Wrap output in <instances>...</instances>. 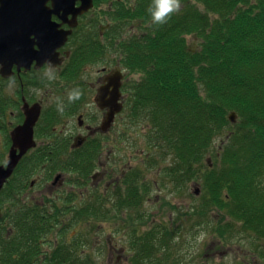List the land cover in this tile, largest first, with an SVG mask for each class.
Masks as SVG:
<instances>
[{"label": "trees", "instance_id": "16d2710c", "mask_svg": "<svg viewBox=\"0 0 264 264\" xmlns=\"http://www.w3.org/2000/svg\"><path fill=\"white\" fill-rule=\"evenodd\" d=\"M203 2L204 11L179 8L165 23L153 22L152 34L126 44L125 68L143 74L141 80L128 85V117L130 121H152L153 129L146 131V139L161 144L166 155L173 154L174 162L167 173L176 179L186 175L196 179L204 154L217 137L226 133L216 163L198 172L203 192L199 213L207 216L209 210L218 209L229 215V220H223L225 226H217L218 234L230 233L231 238L234 231H241L264 239V0H251L244 6L238 3L248 0ZM209 13L217 16L211 18ZM191 33L201 38L198 50L187 48L185 35ZM230 111L238 115L235 123L228 119ZM49 122L52 120L47 114L37 130L38 137L58 135L52 126L48 129ZM103 138L86 141L85 147L67 158L61 157L65 150L56 149L57 145L68 144L62 138L45 148L36 147L21 159L0 192V197L3 191L7 197L0 205V264H95L84 251L75 252L79 245H85L81 231L78 240L61 239L50 254L42 252L40 240L56 226H61L59 232L65 236L66 229L76 221L105 218L108 214L102 209L107 201H112L114 208L138 205L141 199L133 184L136 171L125 173L132 183L124 193L83 197L77 206L72 204L75 197L63 198L61 205L55 200L50 205L19 200V193L27 185L19 172L23 162L26 179L40 171L46 180L57 170L74 171L80 178L72 181L80 186L96 167L99 140ZM51 205L55 208L52 213L43 211ZM64 207L74 208L72 212L64 210L71 216L65 225L59 211ZM7 225L13 230L9 231ZM130 230L129 264H164V259L174 255L169 247L172 234L164 226L141 234Z\"/></svg>", "mask_w": 264, "mask_h": 264}, {"label": "rangeland", "instance_id": "374dc122", "mask_svg": "<svg viewBox=\"0 0 264 264\" xmlns=\"http://www.w3.org/2000/svg\"><path fill=\"white\" fill-rule=\"evenodd\" d=\"M184 1L186 0H180L179 6ZM188 1L199 7L201 11H204V7L200 2L196 0ZM250 1L248 0L247 3L239 2L238 5H248ZM153 6V0H151L152 9ZM100 8H103V6H96V10L89 14L87 19L91 17L98 19L96 11ZM208 16L213 18L217 16V13L215 15L209 13ZM82 22H85V19ZM105 22L101 24H105ZM99 25L100 22L93 23L87 30L97 33ZM127 26L128 24H126ZM185 42L187 48L198 50L201 38L197 33L186 34ZM114 64L115 60L112 54L99 56L96 61L87 62L78 79H84L88 82L95 81L98 70L101 67H111ZM142 77L143 74L141 72L126 70V81L124 84L127 89L126 93H128L129 83L139 81ZM67 89H64L65 94ZM41 90L43 91L44 89ZM31 91L33 95L39 97L38 90ZM55 96L53 94L46 100L45 108L53 100L59 99V96ZM128 112V107H126L124 131L117 130L116 133L111 132L109 136H106V139L99 140L100 145H104V148L100 149V154H98L99 156L95 164L96 166L98 165V168H100L101 164L105 169L108 167L114 169L120 168L123 172L126 171V173H135L136 171L137 179L134 180L133 184L138 187V196L141 200H139L138 205L132 208L121 207V211H117V214L110 213L105 218H89L87 220L76 221L74 226L87 239L84 246L81 247L79 245L76 248V253L79 250L84 251L86 254H89V257L95 264H129L131 261L129 259L131 255L130 246H128L129 236L132 237V230L130 229L134 228L137 234H141L150 228L162 225L164 228L170 230L169 233L172 234V241L169 247L170 251L174 254L172 258L164 259V264H264V239H256L253 234L241 231H234V237L231 238H229L230 233L218 234L215 231L218 229L217 226H225L223 223L230 219L229 215L225 211L218 209L209 210L207 216L199 213L198 205L203 200V192L198 172L201 173L205 165L209 164L212 166V164L216 163L219 147L223 145L224 139L226 141V133H222L220 137H217L209 150L204 154L201 170L196 173V179L190 178L187 175L183 179H176L174 174L167 173V168L174 162L173 154L166 155L165 150L161 148V144H151L152 141L146 139V131L153 129L152 121L149 118L130 121L131 116L129 119ZM75 116L77 115H74V118ZM69 118L64 120L63 125H72L71 120L73 119ZM118 122L119 119H117V127H119ZM74 123L76 122L74 121ZM56 126L59 129L61 128L60 123ZM38 128L36 129L35 139L39 146L42 144L41 148L47 143L49 145L62 139V135H55L51 139H47L44 136L38 137ZM65 135L67 136V134ZM5 137L4 133L0 132V162L7 153V148L3 146ZM24 168L25 164L23 162L22 169L19 172L22 174V179L24 178ZM19 173L15 178H18ZM41 173V171L35 172L29 179H25L27 181L26 195L24 196L23 192L19 193V200L23 201L26 199V204H33L40 203L41 201H53L54 199H49L50 197H59L58 194H46L48 189L44 190L45 185L50 181L51 177L48 180L44 178L41 182L37 183V179L41 177L38 174ZM66 175L70 181L73 178L79 177L76 173H66ZM32 179L35 184L30 186L29 183ZM103 180L109 185L115 182V177L110 178V176H107ZM89 182L86 186L80 185L76 189H73L78 196L72 200V204L77 206L81 203L82 198H79V195L83 192L85 193L83 197L89 196L91 193L95 195L102 193L104 181L99 184V182L97 183V179H95L92 183L93 188L89 185ZM121 182L117 180L115 185L121 187ZM123 182L125 183L126 191L128 185L132 183L129 180V174L125 175ZM69 186L71 187L67 183L64 190H68ZM196 189L199 190L198 193L195 192ZM5 198L7 197L3 196L0 199V205L5 204ZM62 201L64 200L60 198L57 204L61 205ZM52 206L50 207L53 209ZM107 207L114 208L112 207V201L106 202L105 208ZM131 224L134 226L130 227ZM59 226L53 229L51 235H47V239H51L54 242L50 241L44 244L43 239L40 240L43 250L52 251L53 247L60 241L57 236ZM133 235H136L135 232ZM162 253L160 251L158 254L161 255Z\"/></svg>", "mask_w": 264, "mask_h": 264}, {"label": "flooded vegetation", "instance_id": "af4514ba", "mask_svg": "<svg viewBox=\"0 0 264 264\" xmlns=\"http://www.w3.org/2000/svg\"><path fill=\"white\" fill-rule=\"evenodd\" d=\"M196 1L200 2L203 7L206 6L203 0ZM82 3V0H57L55 4L56 9H54L53 0H45V5L49 7L51 11V21L58 24L57 30L68 32L65 42L55 50L57 53V64H51L53 58L48 60L50 63L44 62L42 64H39L37 60L33 59L29 64H26V66L13 64L11 74L8 77H4L0 72V132L4 133L6 136L3 146L7 148V153L0 164H6L8 153L12 146L10 132L15 127L22 124L26 118V104H28L29 107L33 104L40 105V114L36 121L34 132H36L37 127H42V119L43 117L47 118L48 114L52 120V122H49L48 129L52 126V130L56 134L62 135L61 137L65 138V141L68 142V144L56 146V149L65 150L61 154L63 158L76 155L79 149L85 147L84 143L86 141L93 140L96 136H103V139H106V136H109L111 132L116 133L117 130L124 131L127 101L126 87L124 86L127 70L124 66L126 56L125 48L126 44L137 42L147 34L153 33L154 21L152 19L151 0H90L89 8L81 14H77L75 20L72 19L73 13H76L78 8L82 6ZM96 6H103V8L96 11L98 19L93 17L87 19L88 15L96 10ZM183 7L199 8L191 4L188 0L182 2L179 6V8ZM84 19L85 22H82ZM104 21H106L105 24H101ZM96 22H100L98 32L92 33L88 31L87 29ZM126 24H128L127 27ZM29 38L34 40V50H38L40 47L39 41H37L34 35L29 36ZM107 54H112L114 56L115 64L113 66L101 67L98 70L95 81L88 82L84 79H78L87 62H94L99 56H106ZM115 73H119L122 76L119 87L120 97L118 99V102L122 103V108L115 114L110 128L104 132L100 128L107 113V108H101L96 98L99 94V89L107 84L105 78ZM66 88L68 89L65 94L64 89ZM41 89L44 90L42 91ZM31 90H38L39 97L33 95ZM53 94L59 96V99L53 100V102L45 108L46 100ZM74 115L77 116L74 118ZM67 118L73 119L71 120L72 125H63L64 120ZM117 119H119V127L116 125ZM74 121L76 123H74ZM59 123L61 124L60 129L56 126ZM65 134H67V136ZM78 135L86 136V139L79 146H74V139ZM34 140L37 143L35 136ZM40 145L42 146V144ZM47 145L48 143L44 145V148L47 147ZM38 146L37 143L36 147ZM99 147L104 148V145L101 144ZM66 173L75 174L74 171L57 170L56 173L51 176L50 181L45 185L44 190L48 189L46 194L59 195V197H50L49 199H54L58 202L60 198H73L78 196L73 190L78 187V182L70 181ZM125 173L126 171L123 172L120 168L114 169L108 167L105 169L102 164L100 168H98L97 165L93 168L90 176H88V180L82 185L86 186L90 181L89 185L93 188L92 183L95 179H97V183L99 182V184L104 181L105 184L102 194L115 197L117 192L123 193L125 191V183L123 182ZM57 174L59 176L54 178ZM38 175L41 177L37 179V183L42 181L43 173ZM107 176H110V178L115 177V182L108 185L107 182L103 180ZM24 179L26 178L24 177ZM117 180L120 182L122 181L120 184L121 187L115 185ZM8 181L5 182L4 186ZM67 183L70 184L71 187L69 186L68 190H64ZM33 184H30V186ZM22 192L25 196L26 187ZM9 193L10 192H8V194ZM4 195H6L5 191H3L1 196L3 197ZM84 195V192L81 193L79 198H83ZM94 196L95 194L91 193L85 198L91 199ZM2 197H0V199ZM42 198L44 199V197ZM23 201L26 202V199ZM40 203H45V201H41ZM46 204L50 205L51 202L47 201ZM54 209L55 208L45 207L43 211L47 210V212L52 213ZM73 209L74 208L71 207L59 209V211L62 212L61 217L64 219V221L61 220L62 224L65 225L69 222L71 216H69V213L66 211L72 212ZM17 210L18 209H16V211ZM12 211L14 212L15 210ZM102 211L106 214H117V211H121V208L107 207L102 209ZM6 228L10 231L13 230L14 227L9 225ZM59 230L57 231L58 240L65 239L68 241L70 238H76L78 240L79 231L76 226L72 225L67 228L65 236L61 235ZM51 233L52 232L44 235V244L50 241L53 242V240L47 239V235H51ZM58 240H56V242H58ZM43 252L50 254V251L47 249H44Z\"/></svg>", "mask_w": 264, "mask_h": 264}, {"label": "water", "instance_id": "95a60500", "mask_svg": "<svg viewBox=\"0 0 264 264\" xmlns=\"http://www.w3.org/2000/svg\"><path fill=\"white\" fill-rule=\"evenodd\" d=\"M57 0H53L54 9ZM82 6L73 13L72 19L89 8L90 0H82ZM65 8V7H64ZM58 24L51 21V11L45 6V0H0V72L4 77L11 74L13 64L26 66L33 59L39 64L53 58L52 65L58 63L55 50L66 40L68 32L57 30ZM34 35L39 41L40 47L34 50V40L29 36ZM121 75L115 73L108 75L107 84L99 89L96 98L101 108H107V113L101 124V130L107 131L117 112L122 108L118 102L120 97ZM40 114V105L26 104V118L24 122L10 132L12 146L8 153L5 165H0V190L4 183L13 173L22 156L36 146L34 141V125ZM229 121L234 123L237 119L236 112L228 115ZM85 140L84 136L78 135L74 139V146H79ZM199 192L198 189L195 191Z\"/></svg>", "mask_w": 264, "mask_h": 264}, {"label": "clouds", "instance_id": "9594fccd", "mask_svg": "<svg viewBox=\"0 0 264 264\" xmlns=\"http://www.w3.org/2000/svg\"><path fill=\"white\" fill-rule=\"evenodd\" d=\"M152 19L155 23H165L171 14L178 11L179 0H153Z\"/></svg>", "mask_w": 264, "mask_h": 264}]
</instances>
